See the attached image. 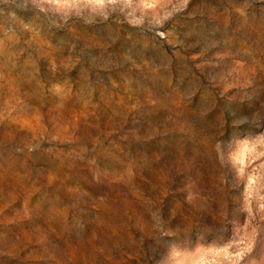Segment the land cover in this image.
I'll return each mask as SVG.
<instances>
[{
    "label": "rangeland",
    "instance_id": "374dc122",
    "mask_svg": "<svg viewBox=\"0 0 264 264\" xmlns=\"http://www.w3.org/2000/svg\"><path fill=\"white\" fill-rule=\"evenodd\" d=\"M0 264H264V0H0Z\"/></svg>",
    "mask_w": 264,
    "mask_h": 264
}]
</instances>
